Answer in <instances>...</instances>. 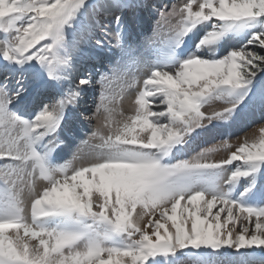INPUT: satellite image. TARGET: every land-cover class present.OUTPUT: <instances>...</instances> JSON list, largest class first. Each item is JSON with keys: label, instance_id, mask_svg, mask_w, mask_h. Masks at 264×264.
I'll return each instance as SVG.
<instances>
[{"label": "snow or ice", "instance_id": "1", "mask_svg": "<svg viewBox=\"0 0 264 264\" xmlns=\"http://www.w3.org/2000/svg\"><path fill=\"white\" fill-rule=\"evenodd\" d=\"M0 264H264V0H0Z\"/></svg>", "mask_w": 264, "mask_h": 264}, {"label": "rangeland", "instance_id": "2", "mask_svg": "<svg viewBox=\"0 0 264 264\" xmlns=\"http://www.w3.org/2000/svg\"><path fill=\"white\" fill-rule=\"evenodd\" d=\"M164 2L166 4H168L169 7H171L173 4H176L178 6L179 4L186 2V0H164ZM149 35H151V25L149 26ZM113 88L118 91L119 88H120V84L119 83H115L113 85ZM97 91H98V89H97ZM134 91L135 90H132V91H129L128 93H126L125 96H124V99L122 101L121 106L123 107L126 115L129 114L132 111V109H133V100L135 98L134 97ZM96 101H97V96L90 92L89 96L87 98L86 105H85L87 107V112H85V115H91V113L95 109ZM124 103H127L128 105L124 106ZM220 107H222V105L217 103V104L211 105L209 108H206L205 110L206 111H210L212 108H220ZM81 110H83V109H81ZM72 116H73V110L69 109V117H70V119H69L68 123H69L70 126L73 127V125L78 124V122L73 120V119H71ZM117 119H122V117L117 116ZM102 120H103V114L101 113L99 117H97V118L92 120L91 124H88V123L85 122L84 124H82L80 126L73 127L75 131H77V129H78V131L76 132V135H77V138H78L77 142L79 140L87 139L88 135L99 125V123ZM257 128H258V125H253L250 129L246 130L245 132H240V133H237L236 135L230 137L229 141H230L231 144L234 145V147L232 149H230V151L231 150H235V146H238V144L241 142L242 137H244L245 135H247V137L251 140L253 135L257 134L256 133L257 132ZM101 130L104 132L105 135H107V133H108V129L107 128H102ZM219 142H220L219 139H217L215 141H209L208 143L201 144L200 146H196V147H194V149L192 151H190L188 153V155L189 156L194 155L195 152L200 151L201 147H208V146H210L212 144H218ZM73 143H76V142H73ZM91 143H98V141L93 140V141H91ZM84 150L87 151V147L86 146H85ZM65 151H66V153H68V155H66L65 158H70L71 153L69 152V150L66 149ZM73 151H74V148H73ZM226 155H227V152L220 151V152L215 153L212 156V158L221 159V158L226 157ZM78 163H79V161H78ZM40 187H42V185H38V188H40ZM149 230H151V229H149ZM259 251H260L259 249H256L257 253H259Z\"/></svg>", "mask_w": 264, "mask_h": 264}, {"label": "bare ground", "instance_id": "3", "mask_svg": "<svg viewBox=\"0 0 264 264\" xmlns=\"http://www.w3.org/2000/svg\"><path fill=\"white\" fill-rule=\"evenodd\" d=\"M128 103V102H127ZM127 103H124V106H126V105H128ZM257 134L256 135H258V132H256Z\"/></svg>", "mask_w": 264, "mask_h": 264}]
</instances>
